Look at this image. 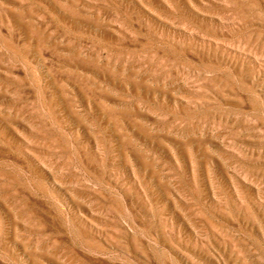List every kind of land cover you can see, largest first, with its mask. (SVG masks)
Listing matches in <instances>:
<instances>
[{
  "label": "rangeland",
  "instance_id": "374dc122",
  "mask_svg": "<svg viewBox=\"0 0 264 264\" xmlns=\"http://www.w3.org/2000/svg\"><path fill=\"white\" fill-rule=\"evenodd\" d=\"M0 264H264V0H0Z\"/></svg>",
  "mask_w": 264,
  "mask_h": 264
}]
</instances>
